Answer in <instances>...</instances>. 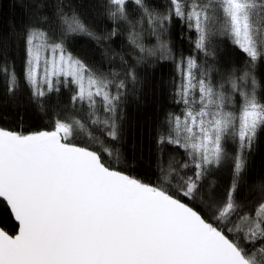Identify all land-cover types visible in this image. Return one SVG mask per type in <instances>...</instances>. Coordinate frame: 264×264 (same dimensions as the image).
<instances>
[{
    "label": "trees",
    "instance_id": "trees-1",
    "mask_svg": "<svg viewBox=\"0 0 264 264\" xmlns=\"http://www.w3.org/2000/svg\"><path fill=\"white\" fill-rule=\"evenodd\" d=\"M176 1L0 0V129L59 134L107 170L189 206L249 264H264V222L256 233L245 229L264 205V28L251 54L235 42L223 0ZM36 33L106 97H80L63 78L35 94L26 68ZM248 103L258 123L237 168L235 125ZM191 114L193 132L198 122L217 132L218 155L206 165L189 148ZM216 122L235 123L218 130ZM0 228L17 232L2 200Z\"/></svg>",
    "mask_w": 264,
    "mask_h": 264
},
{
    "label": "water",
    "instance_id": "water-1",
    "mask_svg": "<svg viewBox=\"0 0 264 264\" xmlns=\"http://www.w3.org/2000/svg\"><path fill=\"white\" fill-rule=\"evenodd\" d=\"M0 264H249L192 208L107 170L57 133L0 129Z\"/></svg>",
    "mask_w": 264,
    "mask_h": 264
},
{
    "label": "rangeland",
    "instance_id": "rangeland-1",
    "mask_svg": "<svg viewBox=\"0 0 264 264\" xmlns=\"http://www.w3.org/2000/svg\"><path fill=\"white\" fill-rule=\"evenodd\" d=\"M121 5L125 0H113ZM226 4V10L229 13L231 20V31L236 43L242 49L254 54L256 50L257 39L264 28V7L256 6L259 1L252 0H223ZM264 1V0H263ZM175 7H179L178 2L174 0ZM176 8V9H177ZM259 16V17H258ZM63 78L70 80L80 97H90L94 94L106 97L104 91L100 89L94 79L89 77L83 67L69 55L64 53L58 44H52L46 41L41 33L31 35L27 40V68L26 79L30 84L33 92L39 94L44 86L49 87L50 84L58 79ZM258 111L254 105L249 107V103L245 105L241 111L238 122L236 123L238 137V167L240 168L243 161V154L250 147L254 132L258 123ZM194 116L191 114L189 125L184 131H188L189 148L194 150L202 164H208L214 161L218 155L217 132L214 130V135L211 133V128L197 123L196 131H192L190 126L193 124ZM186 123V122H182ZM235 122H216L219 127L227 126ZM184 126V125H183ZM215 126V125H214ZM185 128V127H184ZM63 134L67 129L59 126L56 130ZM184 140V139H183ZM260 197H264V192L261 190ZM219 213H223L222 207H216ZM261 222H264V205L261 207L258 215L249 220L245 229L249 233H256L261 227Z\"/></svg>",
    "mask_w": 264,
    "mask_h": 264
}]
</instances>
